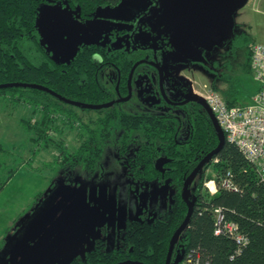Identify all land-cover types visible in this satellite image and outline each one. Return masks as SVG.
Masks as SVG:
<instances>
[{
  "label": "rangeland",
  "instance_id": "rangeland-1",
  "mask_svg": "<svg viewBox=\"0 0 264 264\" xmlns=\"http://www.w3.org/2000/svg\"><path fill=\"white\" fill-rule=\"evenodd\" d=\"M149 3L150 0H121L113 6H98L91 17H82L77 8L62 2L41 3L36 19L40 43L58 61L70 60L81 44L94 43L102 51L130 49L127 28L133 26L136 13L144 11ZM157 12V21L163 27H173L176 37L186 31L193 38V45L184 46L183 52L195 62L175 69L169 87L177 84L191 89L194 85V90H201L206 83L216 85L219 94L231 87L237 98L235 104L250 101L258 82L252 71L241 64L246 60L248 43H264V0H162ZM233 23L237 26L232 27ZM53 24L59 25L62 37L59 33L53 35ZM234 35L243 38L237 48L232 44ZM220 38H226L225 42L219 40L213 48L203 46ZM23 48L30 58H41L31 39L24 40ZM224 60L230 65L226 67ZM150 70L143 64L137 68L147 73ZM222 74L231 80L225 81ZM99 75L104 85L113 87L114 69L102 66ZM170 90L173 97L180 96ZM196 105L187 103L169 110L134 97L117 109L132 114L176 113L177 119L172 120L176 127L178 122L179 128L174 140L182 144L188 138L189 116L199 109ZM61 106L62 111L69 109L79 117L68 119L60 111L45 116L19 102L9 90L0 91V264H67L73 258L76 262L78 255L88 249H99L97 253L110 250L122 242L132 221L162 216L170 209L176 191L181 192L182 185L176 186L172 179L146 181L133 175L136 163L130 140L136 131H126L128 145L124 147L118 122L114 125L119 131L107 140L94 168L74 159L65 162L64 149L76 156L79 145L88 137L87 128L97 130L98 117L110 108ZM42 129L48 130L47 135ZM157 146L162 147L159 142ZM202 173L203 187L209 193L216 191L214 180L218 174L209 165L189 184V198ZM180 236L171 264L183 261Z\"/></svg>",
  "mask_w": 264,
  "mask_h": 264
},
{
  "label": "trees",
  "instance_id": "trees-1",
  "mask_svg": "<svg viewBox=\"0 0 264 264\" xmlns=\"http://www.w3.org/2000/svg\"><path fill=\"white\" fill-rule=\"evenodd\" d=\"M56 1L77 8L82 17H91L98 6H113L121 0H0V83H40L71 99L88 103L108 101L111 97L110 90L102 83L99 75L103 62L94 56L101 54L120 59L115 62L120 71L127 74L132 62L144 54L134 49L102 51L100 46L89 43L81 44L70 60H55L40 43L36 19L41 3ZM237 37L238 35L234 36L232 40L234 48L243 40L241 36ZM26 39L34 41L36 49L41 52V58L34 60L27 55L23 48ZM249 45L250 43L246 45V60L241 67L252 71ZM234 52L235 50L233 54ZM223 64L226 67L230 65L228 60H224ZM222 76L227 82L230 79L224 74ZM210 86L218 91L216 85ZM2 90H9L19 102L30 106L34 112L41 111L45 116L60 111L68 119L76 120L79 117L69 109L66 110L68 112L62 111L61 105L77 106L65 103L47 91L25 86L0 88ZM220 95L231 105L237 103L231 87L222 89ZM196 106L199 109L193 113V117L189 116L190 131L182 144L174 140L176 126L172 118L148 113L132 114L117 109L115 105L110 106L105 115L98 117L97 130L87 128L88 137L79 145L76 156L67 154L64 149V160L82 161L87 168H94L107 140L119 131L115 130L114 125V122H118L122 127L120 134L122 133L121 143L124 147L128 145L129 134L126 131H136L130 140L136 163L133 175L146 181L169 178L176 186L181 187L183 178L196 162L218 142L207 112L200 105ZM84 124L88 126L87 123ZM42 130L47 135L48 130ZM158 142L162 145L161 149L157 146ZM2 151L3 145L0 143V152ZM162 154L167 160L164 171H159L154 162ZM209 165L218 174L215 179L216 191L209 193L203 187L205 175L202 173L193 192L196 197L193 212L181 236L179 235L181 260L190 254L197 256L199 264H264V184L259 181L254 166L238 146L226 138L220 150L204 167ZM227 172L233 188L219 183V177ZM217 207L225 219L234 221L246 235L245 244H238L233 236L225 232H214V209ZM186 210L187 205L180 191H176L168 211L151 220L143 218L132 221L127 226L122 242L110 250L92 253V263L113 264L129 258L139 259L147 264H163L170 236L184 218Z\"/></svg>",
  "mask_w": 264,
  "mask_h": 264
},
{
  "label": "flooded vegetation",
  "instance_id": "flooded-vegetation-1",
  "mask_svg": "<svg viewBox=\"0 0 264 264\" xmlns=\"http://www.w3.org/2000/svg\"><path fill=\"white\" fill-rule=\"evenodd\" d=\"M160 1H162V0H150L148 7L144 11H142V12L139 11L136 13V19L133 23V26L127 28L128 40L130 43V49H126V50H129V51L133 50V49L134 50H140V51H142V53L144 55L138 59L145 58L148 61L156 62V64H149L147 62L138 64L132 73L130 81L128 82L129 72L127 74L122 73L120 71L119 65H117L115 62L116 60L119 61L120 59L113 58L112 56H102L101 54H97L94 56L97 60L103 62V66H105V67L110 66L112 69H114L115 80H114L113 87L109 88L110 96H111L109 100H115L117 98H126L127 97L126 99L121 100L119 102H114L110 106L115 105L117 107L122 102L130 101L134 97L140 98V100L145 101L147 104H149L151 106H155V107L166 106L167 109H169V110L175 109V108L176 109L182 108L187 103H193V104L200 105L199 103L194 102V101H187L185 103H181V101L186 97V95L188 93L199 95L196 92V89L194 90V87H193L194 85L193 86L191 85V89L186 88L184 86H176L177 84L176 85L174 84L173 87L168 86V83L171 81L170 79L174 76L175 69L184 68L182 66L186 65L190 61H192L191 63L195 62V60L193 59L192 56H190V54L185 55V53L183 52L184 46H188V47L190 46L191 47V44L193 42V38L190 37L189 35L187 36L186 31H183V33H182V31H180V34H179L180 37H176L175 33H177V32L173 31V29H174L173 27H168V28L163 27L164 25L161 22L157 21L156 15H157V13H159V12H157V7H158ZM168 9H170V8H168ZM161 15H163V14H161ZM167 29H168V31H167ZM169 33L171 35H169ZM140 35H142V37H143L142 39H141ZM181 41H182V43H181ZM177 43L180 44L181 46H179ZM138 59H135L132 62L130 68L132 67L133 63L135 61H137ZM141 64L146 65L149 68H151L153 73L151 72V70L148 71V73L144 72V71H142V72L137 71V68ZM160 67L162 69L161 80L159 78ZM129 71H130V69H129ZM165 83H166V85H165ZM170 89H174L175 92H177L178 94L180 93V96L173 97L174 93H172ZM110 106H108V107H110ZM103 108H107V107H103ZM148 114H150V113H148ZM163 114L169 118L174 119L176 117V119H177L176 113L172 114L171 111L168 112L169 115H167V113H163ZM163 114H160V115H163ZM170 114H172L173 116H171ZM188 122H189V119H188ZM178 128H179V124L177 122L176 133L178 131ZM189 128H190V122H189ZM189 131H190V129H189ZM160 156H164L165 158H167L165 155H159L158 157H160ZM164 164H165V162L162 165V168H163L162 171H164V169H165ZM154 165H155V162H154ZM203 168H205V167H203ZM157 170H159V169H157ZM159 171H161V170H159ZM184 178H183V180H184ZM182 184H183V181H182ZM174 248H175V246H174ZM98 250L99 249H95V250L88 249V250L84 251L82 256L78 255V260L76 259V262L73 258L72 260H70V262L68 261L69 263H67V264H74V263H77V264H101V263H92V259L90 258V255L92 253H97ZM102 250H104V249H102ZM173 253H174V251H173ZM172 257H173V255H172ZM127 259H129V258H127ZM123 260H126V259H122L119 261H123ZM129 260L140 261L143 264H147V263H145L139 259H129ZM119 261H117V262H119ZM171 261H172V259H171ZM117 262H115V263H117ZM115 263H113V264H115ZM128 264H139V263H128Z\"/></svg>",
  "mask_w": 264,
  "mask_h": 264
},
{
  "label": "built area",
  "instance_id": "built-area-1",
  "mask_svg": "<svg viewBox=\"0 0 264 264\" xmlns=\"http://www.w3.org/2000/svg\"><path fill=\"white\" fill-rule=\"evenodd\" d=\"M250 66L254 79L258 82L257 90L250 101L244 105L229 104L209 84L203 83L196 92L211 107L225 138L238 146L246 159L254 166L259 181L264 184V43H250ZM223 175L220 185L233 188L230 177ZM215 181V180H214ZM215 233L225 232L238 244H245L247 237L234 221L225 219L220 208L214 209ZM182 264H199L196 257L187 254Z\"/></svg>",
  "mask_w": 264,
  "mask_h": 264
},
{
  "label": "water",
  "instance_id": "water-1",
  "mask_svg": "<svg viewBox=\"0 0 264 264\" xmlns=\"http://www.w3.org/2000/svg\"><path fill=\"white\" fill-rule=\"evenodd\" d=\"M145 62H147L149 64H156V62L148 61L145 58L138 59L137 61H135L133 63L132 67L130 68L129 76H128V82L131 79V76H132V73H133L135 67L138 64L145 63ZM159 78H160V80L162 78L161 67L159 69ZM10 86H25V87H33V88L41 89V90L49 92L50 94L54 95L59 100L65 102V103L72 104L75 106L85 107V108H91V109H100L103 107H108V106L112 105L114 102H119V101L127 98V97L126 98H117L115 100H109V101L101 102V103H88V102H84V101L65 97V96L59 94L58 92L54 91L53 89H51V88H49L43 84H40V83H30V82H22V81L0 83V88L10 87ZM187 101L197 102L204 108V110L207 112L209 118L212 121V124L214 126V129H215V132H216V135L218 138V142L214 148H212L210 151H208L207 153H205L201 157V159L195 164V166L190 170V172L185 176V178L183 180V184L181 187L180 194H181L182 199L185 201V203L187 205V210H186V214H185L184 218L182 219L180 224L176 227V229L173 231L172 235L170 236L168 248H167V252H166V256H165V260H164V264H171V259H172L175 243H176L179 235L181 234V232L187 226L189 218L193 212V207H194L196 197H195V195H193L190 198L187 196L189 184L192 182V180L194 179L196 174L199 172V170H201L212 159L213 155H215L220 150V148L222 147V145L225 141L224 132H223L221 126L219 125L213 111L211 110V107L205 101V99H203V97H201L200 95L188 93L186 95V97L181 101V103H185ZM166 160H167V158H165L164 156L158 157L155 161V167L162 171L163 170L162 165ZM128 263L143 264L140 261H134V260H129V259L119 261L115 264H128Z\"/></svg>",
  "mask_w": 264,
  "mask_h": 264
},
{
  "label": "crops",
  "instance_id": "crops-1",
  "mask_svg": "<svg viewBox=\"0 0 264 264\" xmlns=\"http://www.w3.org/2000/svg\"><path fill=\"white\" fill-rule=\"evenodd\" d=\"M245 1H247V0H245ZM239 8V7H238ZM237 8V9H238ZM234 14H236V11L233 13V16H234ZM237 25H235L234 23H233V25H232V27H236ZM255 33V32H254ZM256 34V33H255ZM235 36V35H234ZM234 38V37H233ZM228 39V41H229V39H231L230 37L229 38H227ZM219 40H222V42L224 43L225 42V40H226V38L225 39H223V38H220V39H218V40H216V41H210V43H208L207 42V44H205V45H203L204 47H206V48H213V44H215L216 42H218Z\"/></svg>",
  "mask_w": 264,
  "mask_h": 264
},
{
  "label": "snow or ice",
  "instance_id": "snow-or-ice-1",
  "mask_svg": "<svg viewBox=\"0 0 264 264\" xmlns=\"http://www.w3.org/2000/svg\"><path fill=\"white\" fill-rule=\"evenodd\" d=\"M52 32H53V35H56L57 33H59L61 37L63 36V33L59 31V25L57 24L52 25Z\"/></svg>",
  "mask_w": 264,
  "mask_h": 264
}]
</instances>
